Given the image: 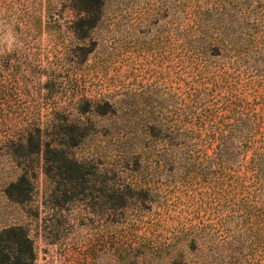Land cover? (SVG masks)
<instances>
[{
    "label": "trees",
    "instance_id": "16d2710c",
    "mask_svg": "<svg viewBox=\"0 0 264 264\" xmlns=\"http://www.w3.org/2000/svg\"><path fill=\"white\" fill-rule=\"evenodd\" d=\"M44 6L43 112L0 115V264L35 263L33 223L111 264H264V0Z\"/></svg>",
    "mask_w": 264,
    "mask_h": 264
},
{
    "label": "rangeland",
    "instance_id": "374dc122",
    "mask_svg": "<svg viewBox=\"0 0 264 264\" xmlns=\"http://www.w3.org/2000/svg\"><path fill=\"white\" fill-rule=\"evenodd\" d=\"M44 5L45 0H0V115L8 109L21 112L19 119H14V122L20 126L28 123V115L26 114V118L23 117L25 112L30 114L39 110L42 114L43 111L40 109L44 107L42 103L44 90L40 84L45 76L40 69L46 65L49 37L44 29ZM132 21L127 22V31L132 30ZM129 53V63H133L134 72L138 73L136 78L143 80L151 77L153 80L159 69L157 58L153 56V60L148 63L151 56H136L137 51L132 48ZM111 67L108 69L107 77L114 73ZM127 69L126 64L123 71L126 70L127 73ZM132 78L133 75L128 77V79ZM3 164L1 161L0 166ZM42 182V178H39V187L42 186ZM37 197L38 204L43 208L41 191L38 192ZM21 213L19 207L6 203L0 193V227L17 221ZM31 227L36 248L34 264L112 263V256L107 253L98 257L94 255V259L90 256L84 243L90 237L87 236V228L73 227L63 241L60 238L55 243H50L51 241L42 235L43 230H39L41 226L37 229L33 223ZM65 243L71 250H64L63 247L67 246Z\"/></svg>",
    "mask_w": 264,
    "mask_h": 264
}]
</instances>
